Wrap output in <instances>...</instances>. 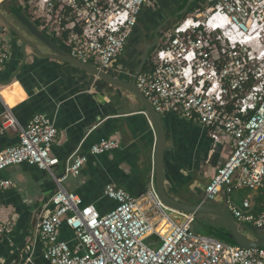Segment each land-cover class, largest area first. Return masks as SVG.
I'll use <instances>...</instances> for the list:
<instances>
[{"label": "built area", "instance_id": "2783aa9c", "mask_svg": "<svg viewBox=\"0 0 264 264\" xmlns=\"http://www.w3.org/2000/svg\"><path fill=\"white\" fill-rule=\"evenodd\" d=\"M153 1L29 0L28 9L38 16L32 21L52 30L72 55L108 71ZM205 3L164 30L152 66L138 74L137 85L160 115L203 125L216 143L231 141L233 149L205 186L203 200L215 202L225 195L228 212L241 227H263L264 0ZM9 53L0 28V72ZM0 119L18 129L20 137L17 145L0 152V172L28 164L47 171L58 185L48 200L52 208L37 225L48 264H264V247L244 248L199 233L196 214L165 207L155 192L154 163L153 189L147 195L137 197L108 184L105 195L116 205L102 213L63 186L69 175L81 174L88 157L72 152L59 175L61 160L52 152L58 129L45 114L22 125L6 109ZM119 147L118 139L103 138L90 153ZM12 186L10 179H0V191ZM241 191L254 194L238 203L235 195ZM63 225L72 231L71 239L61 236ZM9 228L10 221L0 216V239Z\"/></svg>", "mask_w": 264, "mask_h": 264}, {"label": "crops", "instance_id": "0c3cea01", "mask_svg": "<svg viewBox=\"0 0 264 264\" xmlns=\"http://www.w3.org/2000/svg\"><path fill=\"white\" fill-rule=\"evenodd\" d=\"M20 1L14 0V4ZM154 2L158 7H144L124 52L113 63L111 70L122 77L134 75L146 48L155 40L152 38L155 27L166 18L162 9L169 14L179 0ZM169 24H165V30L172 27L167 28ZM149 39L151 42L147 45ZM9 51L10 57L0 72V116L10 109L26 125L34 115L45 114L58 129L52 152L61 160L57 168L59 175L63 174L65 159L72 152L79 150L88 157L80 175H69L63 181L65 188L80 195L85 203L94 204L102 213L116 205L105 195L108 184L125 188L137 197L147 195L153 189L152 165L158 138L138 99L128 90L111 86L74 65L44 59L29 51L27 63L7 84L22 61L12 44ZM161 116L166 131L165 189L176 199L197 204L233 145L230 140L216 143L210 137L209 128L203 125L178 115ZM110 137L120 141L119 148L102 154L90 153L94 144ZM19 138L18 129L6 127L0 119V152L17 145ZM48 174L28 164L14 165L0 172V179L13 182L12 187L0 191V216L10 221L9 230L0 239V264H48L37 233L39 216L52 208L48 200L58 186ZM252 194V191H241L235 199L239 203ZM213 203L228 211L225 195ZM61 236L72 238L67 225H63Z\"/></svg>", "mask_w": 264, "mask_h": 264}, {"label": "water", "instance_id": "95a60500", "mask_svg": "<svg viewBox=\"0 0 264 264\" xmlns=\"http://www.w3.org/2000/svg\"><path fill=\"white\" fill-rule=\"evenodd\" d=\"M8 0H2L0 2V20L6 24L10 29L18 35L21 41V52L23 55L22 61L15 71L7 81V84L11 83L13 79L17 76L23 66L28 60V48H31L38 57L44 59H53L61 62H65L74 65L81 70L87 72L89 75L97 77L101 80L106 81L111 86L118 87L121 89H126L131 92L138 101L143 106V111L150 117L156 133H157V143L154 155V165H155V192L161 203L175 211L183 212L186 214H196V215H213L221 219L228 228L226 235L232 239L236 245L244 248H259L264 247V226L256 227L251 225L248 229L241 227L234 217L225 209L216 206L213 202H206L203 199L197 202V204H189L179 199L174 198L165 189L166 172H165V149H166V131L163 123L162 116L156 111L149 99L144 95L142 90L137 85V76L142 71L143 66L146 64L150 52L155 49L160 40L162 33L164 32V26L168 20L163 21L157 26L154 31V41L146 48L144 57L137 67L134 75L131 78H125L120 75L117 71L113 70H102L94 64L84 62L79 58L72 55L66 48H64L59 42L54 41L49 37L43 29L36 26V24L27 17L21 8H15L12 12L18 17V19L24 24L34 35L35 39H30L26 37L22 32L16 27V25L9 19L8 10L2 9L1 6L3 2ZM198 0H185L181 5L178 12H176V18L178 16L185 17V15L190 11V8ZM176 20V19H175ZM180 20V19H179ZM178 21V20H177ZM175 21L174 23H176ZM48 48L47 50H42L43 48ZM65 166V162L63 167ZM249 230L248 232L253 235L254 239L244 232L243 230Z\"/></svg>", "mask_w": 264, "mask_h": 264}, {"label": "trees", "instance_id": "16d2710c", "mask_svg": "<svg viewBox=\"0 0 264 264\" xmlns=\"http://www.w3.org/2000/svg\"><path fill=\"white\" fill-rule=\"evenodd\" d=\"M185 0H179V3L177 5V7L174 9L175 10V14L176 12H178V10L180 9L181 5L183 4ZM28 2L29 0H21L20 3H17L15 4L16 8H21L23 13L29 17L31 19V16L29 15V9H28ZM206 0H198L197 2H195V4L192 6L195 7L196 5H201L203 3H205ZM190 8V10L192 9ZM172 12V11H171ZM140 18V17H139ZM182 16H178L176 18V21L181 19ZM139 21V20H138ZM34 23L36 24V26L40 27L41 26V22L40 21H34ZM157 28V26L155 27ZM152 38L154 39V35L152 36ZM54 41L56 42H59L62 46H64L62 43H61V40H56V39H53ZM154 50V49H153ZM151 53V52H150ZM19 55H20V58L22 59L23 55H22V52L19 48ZM152 66V62L147 60L146 64L143 66L142 68V71H145V70H148L150 69ZM248 86H251V83L248 85ZM194 230H196L197 232L199 233H203V234H207V235H211V236H214L222 241H225V242H229V243H232V244H236L232 239H230L226 233L228 232V228L227 226L224 224V222L219 219L218 217H208V216H204V215H196V221L194 223Z\"/></svg>", "mask_w": 264, "mask_h": 264}, {"label": "flooded vegetation", "instance_id": "af4514ba", "mask_svg": "<svg viewBox=\"0 0 264 264\" xmlns=\"http://www.w3.org/2000/svg\"><path fill=\"white\" fill-rule=\"evenodd\" d=\"M7 5L2 4L1 8L2 9H6L8 10L9 13V19L16 25V27L22 32V34H24L26 37L30 38V39H35L34 35L32 34V32L24 25L22 24V22L18 19V17L12 12L13 9H15L16 5L14 4V0H8L6 1ZM9 3V4H8ZM176 16H175V10H173L172 12H170L167 17L165 18L164 21L168 20L167 24L169 22L174 23L176 20ZM34 22V21H33ZM163 22V21H162ZM161 24V23H160ZM165 27V26H164ZM0 28L2 29V31L4 32V34L6 35V37L8 38V42L9 44H15L18 45L17 43H20L21 46V41L20 38L18 37V35L14 32V30L10 29L6 24L3 23V26H0ZM51 37V36H50ZM52 38V37H51ZM21 48V47H20ZM47 51H49V49L46 47L44 48Z\"/></svg>", "mask_w": 264, "mask_h": 264}, {"label": "rangeland", "instance_id": "374dc122", "mask_svg": "<svg viewBox=\"0 0 264 264\" xmlns=\"http://www.w3.org/2000/svg\"><path fill=\"white\" fill-rule=\"evenodd\" d=\"M156 3L157 2H152V4H150V5H152L151 7H154V8H157L158 7V5H156ZM3 4L4 5H6V1L5 2H3ZM154 4V5H153ZM209 5V4H208ZM30 10V11H29ZM28 11V13H29V15L31 16V20H35V19H37V14L35 15L34 14V11L31 9V7H30V9H29ZM170 10V9H169ZM161 13H164V14H166V17H167V14H168V12L165 10V9H162V12ZM172 24L173 23H171V24H169L168 26H167V28H170L171 26H172ZM0 26H3V22L0 20ZM52 27V26H51ZM44 32L50 37H52V39H56V40H58L59 41V39L54 35V33L52 32V30H48V29H44ZM151 42V39H149V40H147L146 41V44L148 45L149 43ZM18 45H15V44H12V46H13V48H14V50L15 49H17V52H18V54H17V56H19V59H21L20 58V55H19V48H20V43L18 42L17 43ZM147 47V46H146ZM42 50H46V49H42ZM28 51L31 53V54H33L34 55V51L31 49V48H28ZM59 174V173H58ZM49 175V174H48ZM50 177V179H52V177L51 176H49ZM53 180V179H52ZM64 185V187L66 186V183H64L63 184ZM202 188L204 189V187L202 186ZM169 213H170V211H168ZM244 232H246L249 236H250V238H252V239H254L253 238V235H251L248 231L249 230H243ZM151 240H153V239H150L149 241H151ZM149 241H147V242H149ZM146 242V243H147Z\"/></svg>", "mask_w": 264, "mask_h": 264}, {"label": "bare ground", "instance_id": "6f19581e", "mask_svg": "<svg viewBox=\"0 0 264 264\" xmlns=\"http://www.w3.org/2000/svg\"><path fill=\"white\" fill-rule=\"evenodd\" d=\"M1 1V0H0Z\"/></svg>", "mask_w": 264, "mask_h": 264}]
</instances>
